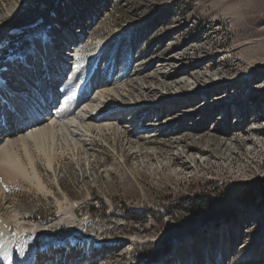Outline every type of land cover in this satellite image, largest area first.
Masks as SVG:
<instances>
[{
  "label": "rangeland",
  "instance_id": "1",
  "mask_svg": "<svg viewBox=\"0 0 264 264\" xmlns=\"http://www.w3.org/2000/svg\"><path fill=\"white\" fill-rule=\"evenodd\" d=\"M111 3L80 44V80L102 48L104 85H123L120 98L106 99L129 115L113 122L125 129L80 132L77 147L60 135L32 144L44 190L0 163L3 218L77 226L26 230L15 249L57 264L72 235L97 243L82 264H264V0ZM61 6L26 0L6 26L0 65L26 52V37L44 32ZM65 42L60 52L74 47Z\"/></svg>",
  "mask_w": 264,
  "mask_h": 264
},
{
  "label": "bare ground",
  "instance_id": "2",
  "mask_svg": "<svg viewBox=\"0 0 264 264\" xmlns=\"http://www.w3.org/2000/svg\"><path fill=\"white\" fill-rule=\"evenodd\" d=\"M95 1L97 0H60L62 6L60 9H55L56 12L49 18L47 23L49 27L46 24L43 26L47 27L44 32L37 31L35 35L26 37L24 47L31 43L29 49L24 52L23 48L18 54L11 52L3 58L0 65V100H8L11 108L13 106L16 111L13 116L6 115L0 119V163L7 164L9 169H13L25 179L34 178L40 190H44V185L39 178L35 159L32 158L33 155L31 156L29 150L32 144L39 145V142L48 136L54 138L60 135L65 137L70 145L77 147L81 140L80 132L89 134L95 130L104 134L119 131L125 127L113 122L122 115L129 116L121 107L113 106L112 101L106 99L109 95L120 98L123 85L117 84L111 88L104 85L105 79L102 78L99 69L102 48H99L91 61H88L89 75L84 80H80L85 65L78 59L80 44L83 38L107 16L106 12L112 4L111 0H103L99 6ZM25 2L26 0H0V44L7 38L6 26L10 23V19L15 17ZM93 6L96 9L90 16ZM56 31L60 33L57 38L53 36ZM75 38L79 41L74 42ZM54 39L57 41L52 43ZM65 40L74 42V47L60 52L65 47ZM50 47L52 52H49ZM50 54L55 57L51 58ZM55 58L59 69L57 75L61 76L56 78V74L52 73L48 79H45L42 73L44 69L41 66L44 65L49 74L54 63L51 59ZM168 62L171 63V60L168 59ZM204 89L203 92L207 94H202L206 97L215 95L214 90L210 91L208 87ZM199 91L202 90L198 89L192 95ZM209 92L211 94H208ZM174 101L178 102V99ZM165 104L156 107L164 108ZM128 119L127 117L126 121ZM136 125L137 123L132 126ZM144 131L148 132V130ZM17 149L22 150L21 155L17 153ZM47 166L51 168L50 163ZM27 170H30V173H27ZM12 224L16 227L13 234L8 233ZM64 226H70L72 230L77 227L69 217H62L48 227H39L25 224L17 217L6 219L0 215V264H43L39 254L33 253L28 256L16 250L14 240L17 235L26 233V230L43 234L47 229H61ZM64 245L66 256L61 257L57 264H82L84 255L93 252L97 243L89 239L77 241L71 235ZM56 247V244H48L42 251L48 257H52ZM78 248L82 253H78L73 261H70L67 255L71 256L74 249ZM130 262L133 263L132 260Z\"/></svg>",
  "mask_w": 264,
  "mask_h": 264
},
{
  "label": "trees",
  "instance_id": "3",
  "mask_svg": "<svg viewBox=\"0 0 264 264\" xmlns=\"http://www.w3.org/2000/svg\"><path fill=\"white\" fill-rule=\"evenodd\" d=\"M261 196H264V192L262 191V188H260Z\"/></svg>",
  "mask_w": 264,
  "mask_h": 264
}]
</instances>
